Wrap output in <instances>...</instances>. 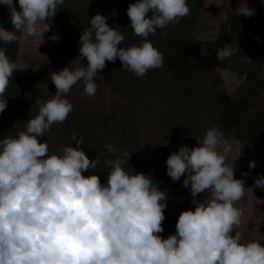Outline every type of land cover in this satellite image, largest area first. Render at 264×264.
<instances>
[{
	"label": "clouds",
	"instance_id": "obj_1",
	"mask_svg": "<svg viewBox=\"0 0 264 264\" xmlns=\"http://www.w3.org/2000/svg\"><path fill=\"white\" fill-rule=\"evenodd\" d=\"M64 2L18 0L17 10L14 0H0L10 11L12 25L11 30L0 26V43L18 41L17 33L43 43L51 28L46 21ZM236 11L238 16L255 14L247 3ZM189 12L187 0H136L127 15L133 34L142 39L127 48L120 47L125 36L106 23V16L90 18L76 58H86L87 64L52 72L55 94L44 102L36 100L39 111L25 130L0 139V264H264L260 241L245 243L242 232L233 234L243 215L236 205L246 188L245 180L234 176V161L227 162L232 144L220 129H207L196 147L182 145L166 160L173 182L186 174L183 186H190L195 205L180 213L175 233L167 238L158 235L164 231L167 191L151 175L126 170L127 151L105 145L112 158L103 161L107 178L102 181L95 171L101 161L86 155L82 138L73 134L76 146H65L59 154H49L46 140L39 139L73 111L65 98L73 86L82 83L87 96L95 95V78L106 61L119 58L138 78L163 67V53L147 38L157 29L175 26ZM233 55L234 49L223 47L216 59ZM16 70L6 49L0 48V113L7 107L5 92ZM255 167L250 161L249 168ZM253 187L264 189V175L254 177ZM201 193L209 195L196 199Z\"/></svg>",
	"mask_w": 264,
	"mask_h": 264
},
{
	"label": "trees",
	"instance_id": "obj_2",
	"mask_svg": "<svg viewBox=\"0 0 264 264\" xmlns=\"http://www.w3.org/2000/svg\"><path fill=\"white\" fill-rule=\"evenodd\" d=\"M207 0H187L190 12L180 19L175 26L157 29L147 38L155 48L163 53V67L152 69L143 78L122 67L119 58L115 63L107 62L102 75L119 100L110 114L96 110H73L68 118L54 127L63 140L73 147V134L82 138L81 146L91 159L99 158L101 166L97 174L102 181L107 178V169L103 167L106 158L112 155L105 148L111 144L118 151L130 154L126 170L144 172L159 183L160 189L166 190L169 199L164 210V231L162 238L174 234L172 221L186 208L191 207L190 186H183L180 181L173 182L167 175L166 160L183 145L184 138L197 140L211 127L220 129L227 140L235 139L243 146L264 148V53L260 42L264 36L261 16L264 7L260 0H247L255 14L250 17L237 15L236 9L243 0H231L226 18L216 39L211 43L214 52L219 48L231 47L234 55L208 68H200L195 60L198 41L194 28ZM136 0H65L58 6L55 17L46 23L51 25L47 33L51 37L70 36L80 39L84 30L90 27V18L97 13L107 17L106 23L116 27L124 34L125 40L120 47L138 45L141 37L133 34L127 9ZM84 3L78 9L72 4ZM19 10V5H16ZM0 26L11 30L10 12L0 4ZM19 39L10 44L0 43L6 49L11 62H18L21 45ZM250 59H248V58ZM243 76L247 92L241 90L230 95L223 90L224 80L221 72ZM28 94L26 109L21 113H0V139L15 136L25 130L26 123L39 111L36 100L42 102L51 99V93L37 86L36 80L24 70L19 71L5 92V97ZM25 94V95H26ZM14 109V108H13ZM18 109H21L20 107ZM12 124V125H10ZM2 125L6 126L5 130ZM102 130V132H101ZM166 142V143H165ZM154 168V170H152ZM91 172H85L88 176ZM264 175V167H255L246 180ZM209 193L198 194L196 199L204 200ZM171 213V217L170 214ZM235 231L233 232V234Z\"/></svg>",
	"mask_w": 264,
	"mask_h": 264
},
{
	"label": "rangeland",
	"instance_id": "obj_3",
	"mask_svg": "<svg viewBox=\"0 0 264 264\" xmlns=\"http://www.w3.org/2000/svg\"><path fill=\"white\" fill-rule=\"evenodd\" d=\"M14 4L16 6L18 0H14ZM72 6L81 9L85 5L84 3H76L74 5L72 4ZM226 7V0H207L205 9L201 12L196 23L194 35L199 43L194 57L200 68H208L217 64L216 53L214 52V48L211 47V43L216 39L224 24L227 13ZM6 8L8 9L7 6ZM262 18L261 26L264 31V14ZM42 40L43 43L40 38L27 37L22 34L18 62L15 63L17 70L13 73V77L9 83H11L19 71L24 70L32 75L37 82V86L44 88L54 95L56 88L51 81V73L69 66L74 68L79 66L80 63L86 65L87 61L86 58L76 60L79 56L80 39L70 36L51 37L45 33ZM260 49L264 53V36L260 42ZM221 74L224 80L223 90L227 93L234 95L241 90L247 92L242 75L225 71L221 72ZM261 76L264 78V67ZM95 83L97 84V91L93 96H87L84 93V85L82 83L73 86L65 97L73 104V110H96L107 115L111 113L112 108L119 98L114 95L111 88L107 85L101 71L98 72ZM18 93L20 92H17L12 98L7 99V107L1 114L2 117L3 115H9L11 109L15 113H21L22 110L26 109L29 100L28 94ZM19 107L21 109H18ZM2 127L5 130L6 126L2 125ZM0 131L3 130L0 129ZM39 139L41 142L46 140L49 146V154H59L65 146L70 145L58 136L54 125L50 131L45 133V137ZM228 141L232 144V152L228 155L227 162L232 164L234 161L235 178L244 179L242 173H250L252 171L249 168L250 161H255L256 167H264V148L243 146L235 139ZM180 143L189 147H193L196 144L195 140L191 138H184ZM153 173L152 171L150 175L152 176ZM244 180L246 188L245 194L236 205L242 211L243 215L241 224L234 231L243 233V242L246 243L255 240L260 241L262 246H264V189L253 187L254 179ZM194 208L195 205L193 204L185 210H194ZM169 215L171 217V213ZM176 222L174 220L172 221V227L175 231Z\"/></svg>",
	"mask_w": 264,
	"mask_h": 264
},
{
	"label": "crops",
	"instance_id": "obj_4",
	"mask_svg": "<svg viewBox=\"0 0 264 264\" xmlns=\"http://www.w3.org/2000/svg\"><path fill=\"white\" fill-rule=\"evenodd\" d=\"M230 1L231 0H226V2H227V7H228V5H229V3H230ZM260 2L262 3V5H263V7H264V0H260ZM244 3H247V6L251 9V6L248 4V1L246 0H243V2H242V4H244ZM241 4V5H242ZM226 7V8H227ZM204 9H205V7H204ZM204 9H203V11H204ZM227 10V9H226ZM264 11V10H263ZM263 14H264V12H263ZM263 14H262V16H261V20L263 19L262 17H263ZM47 34V33H46ZM20 47H21V45H20Z\"/></svg>",
	"mask_w": 264,
	"mask_h": 264
}]
</instances>
